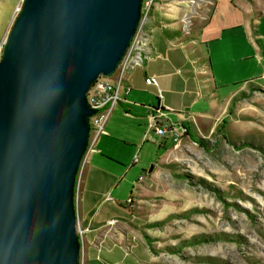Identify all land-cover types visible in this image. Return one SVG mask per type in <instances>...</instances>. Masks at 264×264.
Returning a JSON list of instances; mask_svg holds the SVG:
<instances>
[{
	"label": "rangeland",
	"instance_id": "rangeland-1",
	"mask_svg": "<svg viewBox=\"0 0 264 264\" xmlns=\"http://www.w3.org/2000/svg\"><path fill=\"white\" fill-rule=\"evenodd\" d=\"M164 1L180 11L186 27L203 22L217 2L212 27L254 19L264 35V0ZM21 3L0 0V57ZM221 36L203 49L215 64L220 112L188 128L178 145L168 143L164 152L148 140L139 151L137 129L114 118L113 144L102 156L117 173L126 169L113 195L121 204L90 222L92 231L79 240L80 264H264V78L255 79L257 85H222L231 79L217 71L229 69L233 57Z\"/></svg>",
	"mask_w": 264,
	"mask_h": 264
},
{
	"label": "water",
	"instance_id": "water-1",
	"mask_svg": "<svg viewBox=\"0 0 264 264\" xmlns=\"http://www.w3.org/2000/svg\"><path fill=\"white\" fill-rule=\"evenodd\" d=\"M143 1L22 0L0 57V264H80L86 94L122 61Z\"/></svg>",
	"mask_w": 264,
	"mask_h": 264
},
{
	"label": "crops",
	"instance_id": "crops-1",
	"mask_svg": "<svg viewBox=\"0 0 264 264\" xmlns=\"http://www.w3.org/2000/svg\"><path fill=\"white\" fill-rule=\"evenodd\" d=\"M216 8L217 2H214L203 22L194 19L186 27L180 11L174 6L164 0L154 2L146 24V28L152 30L147 50L148 60L142 67L123 76L120 102L113 108L105 126L107 136L100 138L96 152L90 154L84 162L76 184L75 209L83 229L92 231L89 226L93 219L107 211L109 214L116 213L121 204L116 200L119 196L113 198V195L126 169L117 173L108 163L111 160L102 156L103 151L105 153L112 147L115 117L120 116L137 129L139 134L135 143L139 151L148 140H152L157 148L166 152L169 150L168 143L174 146L173 140L169 136L158 138L149 130L147 116L150 108H155L159 103L169 109L166 113L168 120L182 123L190 132L198 123L206 122L220 112V107L215 103L217 87L212 73L215 64L210 65L203 49L210 48L215 41L222 42V33L226 36L224 45L233 57L229 61V69L221 73L217 71L219 77L231 79L222 85H236L246 80L249 82L241 87L257 85L254 80L264 78V35L258 33L260 20H244L241 27L228 25L217 29L212 27ZM236 28L241 33L233 32ZM147 78L156 80L158 88L163 92L161 101L155 97L156 88L145 84ZM127 87L130 90L126 94ZM239 89L231 92L230 98ZM203 102L206 103L205 109ZM143 164L140 166L143 167Z\"/></svg>",
	"mask_w": 264,
	"mask_h": 264
},
{
	"label": "built area",
	"instance_id": "built-area-1",
	"mask_svg": "<svg viewBox=\"0 0 264 264\" xmlns=\"http://www.w3.org/2000/svg\"><path fill=\"white\" fill-rule=\"evenodd\" d=\"M153 3L154 0H144L142 3L139 24L122 61L114 73L116 76L115 82L111 83L110 78L100 77L86 94L88 105L96 112L89 118L90 132L88 144L78 173L81 172L82 166L89 155L96 152V145L99 139L102 136H107L105 126L113 108L120 102L123 76L130 71L142 67L144 62L148 60L147 50L150 44L152 30L146 28V24ZM145 84L156 88L155 96L158 101L163 99V92L158 88L155 79L147 78L145 79ZM129 90L127 87L125 93L127 94ZM147 118L149 130L158 138L169 136L172 138L173 143L178 145L183 136L188 134V127L182 123H173L168 120L166 118L165 108L159 105L155 108H150V113ZM77 178L79 179V175ZM143 179L144 177L140 176L137 182L139 183ZM76 229L79 240H82V236L87 232V229H82L80 226H77Z\"/></svg>",
	"mask_w": 264,
	"mask_h": 264
},
{
	"label": "trees",
	"instance_id": "trees-1",
	"mask_svg": "<svg viewBox=\"0 0 264 264\" xmlns=\"http://www.w3.org/2000/svg\"><path fill=\"white\" fill-rule=\"evenodd\" d=\"M189 132V131H188ZM190 133H188V135H189Z\"/></svg>",
	"mask_w": 264,
	"mask_h": 264
}]
</instances>
